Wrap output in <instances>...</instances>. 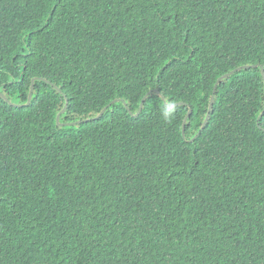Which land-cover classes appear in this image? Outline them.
Masks as SVG:
<instances>
[{
	"label": "trees",
	"instance_id": "obj_1",
	"mask_svg": "<svg viewBox=\"0 0 264 264\" xmlns=\"http://www.w3.org/2000/svg\"><path fill=\"white\" fill-rule=\"evenodd\" d=\"M261 70L264 0H0V264H264Z\"/></svg>",
	"mask_w": 264,
	"mask_h": 264
},
{
	"label": "water",
	"instance_id": "obj_2",
	"mask_svg": "<svg viewBox=\"0 0 264 264\" xmlns=\"http://www.w3.org/2000/svg\"><path fill=\"white\" fill-rule=\"evenodd\" d=\"M261 73H262V75H263V74H264V71L261 70ZM230 75H231V74L225 76L223 79H227L228 77H230ZM221 80H222V79H220V80L217 81V84L215 85L214 89H215V88L217 87V85L221 82ZM212 105H213V97L211 98V101H210L209 112H211ZM190 114H191V112H188L187 117H186V120L190 117ZM207 119H208V116H207ZM207 119H206V121L204 122V125H203V127H202L201 129H203L204 126L206 125Z\"/></svg>",
	"mask_w": 264,
	"mask_h": 264
},
{
	"label": "snow or ice",
	"instance_id": "obj_3",
	"mask_svg": "<svg viewBox=\"0 0 264 264\" xmlns=\"http://www.w3.org/2000/svg\"><path fill=\"white\" fill-rule=\"evenodd\" d=\"M262 115H264V114H262Z\"/></svg>",
	"mask_w": 264,
	"mask_h": 264
}]
</instances>
